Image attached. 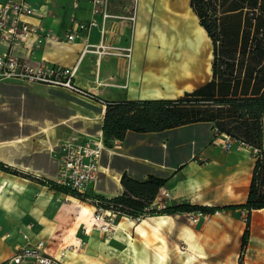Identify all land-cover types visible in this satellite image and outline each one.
<instances>
[{
  "label": "crops",
  "instance_id": "1",
  "mask_svg": "<svg viewBox=\"0 0 264 264\" xmlns=\"http://www.w3.org/2000/svg\"><path fill=\"white\" fill-rule=\"evenodd\" d=\"M5 1L0 0V5ZM27 2L33 12L26 20L57 36H64L71 19L80 23L96 19L97 27L77 31L78 36L73 42L56 43L47 39L31 54L28 50L33 46L31 39L14 52L34 61L44 60L75 68L76 84L104 100L173 99L211 79L212 43L204 27L199 25L189 0H137L135 6L125 0H109L106 11L109 17L106 18L93 16L89 0H80L75 8L72 0ZM3 51L5 47L0 45V52ZM19 86H28L35 91L50 88L0 81V162L22 174L0 170V262L9 259L25 243L35 244L40 240L51 255L70 246L62 261L64 264H224L225 229H200L185 224V218L197 217L199 211L162 214L168 219L157 228L156 215H145L137 222L119 218L117 231L105 240L99 239L100 232L96 230L83 236L81 228L85 225L79 226L73 241L67 243L62 237L58 243L55 237L42 238L34 232L31 224L51 222L60 210L74 212L78 219L91 218L92 204L86 206L85 201L52 189L47 181H54L57 176L56 152L60 143L74 137L85 140L94 135L80 137L78 131L65 128L61 119L53 114L45 112L38 119L31 117L29 106L33 104L28 105L26 101H20V96H14ZM13 102L18 104L21 112L23 110V115L12 107ZM99 108L97 135L103 139L101 127L105 107ZM27 109L28 114L24 112ZM1 126H25L26 129L21 134H12L9 129L2 131ZM198 128H205L206 134L199 137ZM173 132L175 135L166 136ZM156 136L163 138L151 142L150 138ZM212 137V124L205 122L161 132L128 131L124 140H114L120 145L104 147L107 155L119 157L114 168L111 167L112 157H109L108 174L110 177L117 175V180L124 172L138 181L145 180L150 174L167 178L159 190L168 192V197L161 196L160 191L156 195V204L162 203L165 207L244 203L255 158L250 157L251 152L247 149L233 148L226 152L212 144ZM148 145L152 149L149 154L143 150ZM122 192L123 185L119 180L113 189L99 190L95 194L107 200ZM68 200L69 203H60ZM218 214L221 213L202 214L204 217H198L196 223L200 222L201 227L204 218ZM58 227L60 225H51L43 230L48 236ZM186 227L191 229L205 258L193 252L192 260H186V255L191 254L188 247L191 235L188 236ZM23 235H27V240ZM241 235L234 241L239 250ZM55 236H61V233ZM214 243L216 258L209 256ZM254 248L248 246V249ZM160 252L163 258L158 255ZM234 264H238L237 259Z\"/></svg>",
  "mask_w": 264,
  "mask_h": 264
},
{
  "label": "trees",
  "instance_id": "2",
  "mask_svg": "<svg viewBox=\"0 0 264 264\" xmlns=\"http://www.w3.org/2000/svg\"><path fill=\"white\" fill-rule=\"evenodd\" d=\"M189 5L212 43L211 79L173 99L107 101L94 95L105 106L103 143L110 148L114 140H124L128 131L161 132L211 123L212 130L216 128L218 133L258 150L246 200L223 207L182 204L145 212L167 178L150 174L138 181L125 172L120 179L122 194L99 198L131 216L244 210L247 227L241 235L243 250L250 238L248 216L253 210L264 209V0H189ZM0 170L17 174L1 162ZM47 182L52 189L82 200L74 191L52 180Z\"/></svg>",
  "mask_w": 264,
  "mask_h": 264
},
{
  "label": "built area",
  "instance_id": "3",
  "mask_svg": "<svg viewBox=\"0 0 264 264\" xmlns=\"http://www.w3.org/2000/svg\"><path fill=\"white\" fill-rule=\"evenodd\" d=\"M80 0H72L75 8ZM92 4L93 16L109 17L106 12L109 0H89ZM135 6L137 0H125ZM27 0H6L0 5V45L5 51L0 52V81L10 80L24 85H44L53 89L65 91L71 95L94 100V94L88 89L82 88L74 81L75 68H68L58 64L46 63L44 60L34 61L29 57L15 54L16 48L23 47L32 39L33 46L28 50L33 54L34 49L45 40H52L56 43H68L76 40L77 31H88L97 27L96 19L89 21L70 20V26L66 29L64 36H57L51 30H43L39 26L29 23L26 17L30 16L33 9ZM133 19V16L130 17ZM102 103V100L96 101ZM104 105V104H103ZM212 144L228 152L233 148L237 150L247 149L252 157L256 158L258 150L243 142L235 140L230 136L218 133L213 129ZM105 145L101 137H87L85 140L70 138L60 143L56 152L58 157L56 184L62 185L74 193L80 195L83 201L93 205L92 221L90 228L83 226L81 234L87 236L90 230H96L107 234L109 237L117 231L119 218L130 221H140L145 215L131 216L121 210L120 207L104 202L95 194L96 187L102 177H110L108 174L109 165L102 164ZM111 178V177H110ZM111 180H114L111 178ZM120 177L117 181L119 182ZM160 191V190H159ZM161 196L168 197V192L160 191ZM165 206L162 203L156 204V196L145 212L160 210ZM197 216H202L198 213ZM190 221L196 222L197 217L190 216ZM0 226V231H1ZM27 240V235H23ZM70 246L59 249L54 255L46 252V245L43 241L35 244L25 243L18 247L14 254L0 264H21L25 261H33L37 264H64L62 261Z\"/></svg>",
  "mask_w": 264,
  "mask_h": 264
},
{
  "label": "rangeland",
  "instance_id": "4",
  "mask_svg": "<svg viewBox=\"0 0 264 264\" xmlns=\"http://www.w3.org/2000/svg\"><path fill=\"white\" fill-rule=\"evenodd\" d=\"M83 75H86V74H83ZM19 87L20 89L14 92V96L16 97L20 96V101L21 100L24 102L26 101L25 103H27L28 105L33 104V106H29V109H31L30 112H29V109L24 111L27 114L29 112L31 117L38 119L41 116L45 115L46 113L53 114L61 119V123L65 128L69 129L70 131H74V130L78 131L77 133H79L80 137L93 136V135L94 137H98L97 135L98 125L96 124V122L99 121L97 118V114L100 110L98 105H103V104L98 103L92 99L86 100V99L71 95L62 90L50 89V88L45 89L44 87L45 90L35 91L33 88H30L28 86H19ZM91 93H93L98 98L101 97L92 91ZM102 100H104V98ZM48 101H50V103ZM34 104H40L42 106L34 105ZM12 107H16L17 110L21 112L16 102H13ZM20 115H23V110L20 113ZM1 128H2V131L4 129H9L12 134H21L26 129L25 126H9V127L1 126ZM197 133L199 137H202L206 134V130L205 128H198ZM176 134L179 135V132H176ZM172 135H175V133L173 132V133L166 134L167 137L172 136ZM162 138L163 136H156V137L150 138V141L151 142L159 141ZM111 143L112 145L110 148H114L115 146L120 145L119 143L115 141ZM143 150L144 152L148 154L152 152V149L150 148L149 145L145 146ZM115 152L117 151L115 150ZM106 153L107 152L103 154L102 164L104 166L107 165L109 157L111 156L112 157L111 167L114 168L115 165L113 166V164L118 162L116 159L119 157L113 154L107 155ZM249 154H250V157H252V154L251 153ZM10 169L16 172L17 174H21L19 171L13 168H10ZM108 180H109L108 178H105L103 176L101 182L99 183V185H97L98 190L106 191V190L113 189V185ZM52 198L53 197H50V199ZM70 200L66 202H60V203H69ZM84 205L89 206V207L91 206L89 203H86V202H84ZM216 206L223 207L224 205L223 206L216 205ZM73 213L74 212L70 213V212H65L63 210H60L58 214L60 216L57 215L55 218L52 217L53 221L34 223V224H31V228H33L34 232L38 233L42 238L55 237L54 239H56V242L58 243H61L60 237H62L65 242L73 241L74 233L75 231L78 232V227L85 225L86 227L90 228L89 224L91 225V221H92V217L91 218L89 217L88 219L86 218L78 219L75 215H73ZM219 213L221 214H218L215 217L204 218V222H203L204 224L201 227L199 226L200 222L198 223L192 222V221L190 222L189 217L185 218L184 221L186 222L185 224H188L194 228L199 227L200 229H202L205 227L208 229H216L218 231L222 230V228L225 229L226 234H225L224 240H225L226 251L224 253V264H234L236 259L238 261V264H264V210H260V211L253 210L248 216V220L250 222H248L247 229H248L249 237L252 236L250 239L251 244L247 242V245L243 250L242 249L239 250L238 244L234 243V241L237 238V236L241 235L247 227L246 211L244 210L229 211V212L219 211ZM198 217L200 216H197V218ZM201 217H204V216L202 215ZM51 225H54V226L60 225V228L58 227V230H56L55 232L47 236L43 229L44 227H50ZM60 233H61V236H55V234H60ZM98 237L100 240H105L106 237H109V236L107 234L100 232ZM213 242L215 241L213 240ZM64 244H61L60 246L62 247L64 246ZM250 245L255 246L256 249L255 248L248 249V246L250 247ZM216 249H217L216 244L214 243L213 249L211 253H209L210 257L216 258L218 256L216 254L217 252H215ZM158 255H162V258L164 257L162 252H160ZM219 256L221 255L219 254ZM192 257L193 256L187 254L186 260L191 261ZM21 264H36V263L26 261Z\"/></svg>",
  "mask_w": 264,
  "mask_h": 264
},
{
  "label": "bare ground",
  "instance_id": "5",
  "mask_svg": "<svg viewBox=\"0 0 264 264\" xmlns=\"http://www.w3.org/2000/svg\"><path fill=\"white\" fill-rule=\"evenodd\" d=\"M99 107H103L104 105H98ZM105 107V106H104ZM111 178H113L114 180H111ZM110 178V180H109V182H111L112 183V185L114 186V187H116V182L115 181H117V175H114L113 177H111ZM142 219V218H141ZM140 219V220H141ZM166 219H168V218H165V216H163V215H156L155 216V218H154V221H156V228L157 227H159V226H161V224H164L165 223V221H166ZM185 231L186 232H188V236L189 235H191V236H189L190 238V242H189V245H188V247H189V249H190V251H191V254L190 255H193L192 253L194 252H196L197 253V256L198 257H200V258H205V255H204V252H202V250H200L201 249V246H200V244H198L195 240H194V237H193V233H192V231H191V229L190 228H188V227H186L185 228Z\"/></svg>",
  "mask_w": 264,
  "mask_h": 264
}]
</instances>
